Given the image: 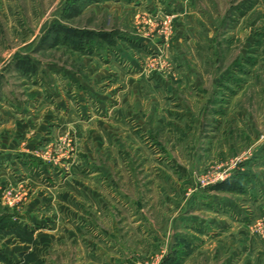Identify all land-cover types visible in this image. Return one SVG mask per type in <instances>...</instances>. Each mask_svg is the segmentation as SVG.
<instances>
[{
  "label": "rangeland",
  "instance_id": "obj_1",
  "mask_svg": "<svg viewBox=\"0 0 264 264\" xmlns=\"http://www.w3.org/2000/svg\"><path fill=\"white\" fill-rule=\"evenodd\" d=\"M0 264H264V0H0Z\"/></svg>",
  "mask_w": 264,
  "mask_h": 264
},
{
  "label": "trees",
  "instance_id": "obj_2",
  "mask_svg": "<svg viewBox=\"0 0 264 264\" xmlns=\"http://www.w3.org/2000/svg\"><path fill=\"white\" fill-rule=\"evenodd\" d=\"M70 6L69 7H67V9H69V10H72V15H71V17H76L77 16V8H78V4H77V1H74V2H70V4H69ZM62 28H60V27H56V28H53V29H51L50 30V34H53V38H54V40H53V43L55 44L56 42H58L59 40H60V36H62V40H63V38L64 37H66V36H68V37H70L71 35L69 34V31H64V32H62ZM67 33V34H66ZM88 34H86V35H84L83 36V38H88V36H87ZM72 36H74L75 38H78V37H80V36H78L76 33H74V34H72ZM80 38H82V37H80ZM65 39V38H64ZM61 41V40H60ZM91 41V40H90ZM89 41V42H90ZM85 45H88L89 46V44H87V42H85L84 43V45L83 46H81L82 48H81V51L83 52L84 50H85V48H86V46ZM89 48V47H88ZM238 183L239 182H237V181H233V180H231L230 181V183H226V184H222L221 186H219L218 188H220V189H226V190H228L229 188H230V186L232 185V186H235L236 184L238 185Z\"/></svg>",
  "mask_w": 264,
  "mask_h": 264
},
{
  "label": "crops",
  "instance_id": "obj_3",
  "mask_svg": "<svg viewBox=\"0 0 264 264\" xmlns=\"http://www.w3.org/2000/svg\"><path fill=\"white\" fill-rule=\"evenodd\" d=\"M69 210H70V208H69ZM71 211H72V210H71ZM71 211H69L68 213H72ZM76 213H77V212H76V211H74V214H76ZM83 259H84V263H85V260H86L87 258H86V259H85V258H83ZM115 261H116V260H115ZM122 261H123V260H122ZM113 262H114V260H113ZM113 262H112V263H113Z\"/></svg>",
  "mask_w": 264,
  "mask_h": 264
}]
</instances>
